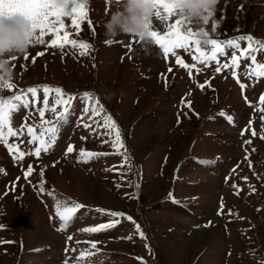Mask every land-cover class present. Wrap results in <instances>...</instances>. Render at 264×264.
I'll list each match as a JSON object with an SVG mask.
<instances>
[{"label":"rangeland","instance_id":"obj_1","mask_svg":"<svg viewBox=\"0 0 264 264\" xmlns=\"http://www.w3.org/2000/svg\"><path fill=\"white\" fill-rule=\"evenodd\" d=\"M72 7L70 2L66 11ZM88 10L94 30L86 28L73 38L92 45L89 56H81V50L71 46L61 51L36 45L31 46L28 60L13 61L15 87L4 89L5 97L49 85L77 97L92 92L105 112L85 128L80 119L83 105L74 102L54 146L40 157L25 154L14 160L16 150L10 154L0 144L4 170L0 173V264H76L80 249L89 246L86 241L97 242L101 249L92 258L94 264H140L137 258L146 264H264V105L260 103L264 77L248 79L253 66L243 58L236 69L240 83L246 85L243 93L233 70L222 68L217 73L215 61L197 64L200 71L193 68L189 76L176 57H165L159 47L147 55L129 36L106 39L102 23L114 10L112 0H88ZM176 19H155L154 30L166 31V23ZM215 24L212 36L225 45L226 55L218 57L223 63L233 52L227 41L236 40L245 50L247 41H239L240 36L264 42V0H220L207 27ZM185 28L193 32L192 26ZM202 50L211 52V48ZM194 53V45L187 52L176 50L189 65L195 63ZM256 55L264 64V49ZM42 106L40 92V103L30 106L27 121L22 119L24 109L13 114L11 127L18 136L9 137V144H19L25 152L37 146L29 143L25 124L40 123L34 109ZM105 113L121 129L133 165L131 174L127 165L121 167L122 157L112 154L110 144L104 142ZM45 119H51L50 114ZM247 140L251 144H245ZM68 145L74 146L72 153H66ZM81 150L107 155L80 163ZM29 166L33 171L25 177ZM128 181L139 188L130 187ZM116 183L122 186L117 189ZM57 200L85 206L64 232L58 231ZM97 209L131 216L147 239H141L135 224L124 218L110 230L83 233L109 222ZM129 235L132 240L122 239Z\"/></svg>","mask_w":264,"mask_h":264},{"label":"snow or ice","instance_id":"obj_2","mask_svg":"<svg viewBox=\"0 0 264 264\" xmlns=\"http://www.w3.org/2000/svg\"><path fill=\"white\" fill-rule=\"evenodd\" d=\"M73 7L71 11H66V8L56 9L52 6V0H0V16L5 13H23L35 22L36 34L32 40V46L42 45L50 49H60L61 51L66 48V46H71L72 48H79L81 50V56H89V50L92 48V45L85 42L84 40L75 39L73 37H79L87 29H93V22L88 19L89 10H88V0H70ZM162 7V11L157 13V18L161 22H167L176 16V10L165 3V0H157ZM210 18L212 17L211 13L209 14ZM159 48L163 51L165 57L169 55L176 57V63L182 68L188 71L189 76L192 75V69L195 68L197 72L200 71V68L196 67L197 64L207 66L208 61H215L216 67L215 71L217 73L221 72V69L233 70V78L237 80V83H240L239 77L237 75L236 69L240 68L241 58L245 60H250L251 65L249 72L246 74L248 79H251L253 75L259 80L261 77H264V64H261L257 60V55L261 49H264V42L256 41L252 36H240L239 41H247V50L241 48V44L236 40L227 41L226 47L233 49L231 54V59L221 63L219 56H225V45H222L218 42L217 39L213 38L211 52L202 50L201 47L197 46L193 42L194 34L192 30L185 28V23L176 19L174 23H166V31H154L153 33ZM45 37H49L48 40ZM109 43H112L109 41ZM195 46V53L192 55V60L195 62L191 65L184 63L176 55L177 49H184L186 52L189 51L190 46ZM255 45V46H254ZM237 51L239 55H237ZM45 53L41 51L39 56H44ZM24 60H28L29 57H23ZM35 63V60L32 61ZM168 71H172L171 68ZM166 81V78H165ZM210 86V85H209ZM15 85L9 83L6 87L7 90L12 91ZM203 89V85H198ZM240 87L243 89L246 85L240 83ZM3 88H0V144H3L9 151L10 154H13L15 149L18 153V156L13 155L15 159H23L25 154L35 155L40 157L41 152L47 153L55 144L56 139L58 138L60 129L67 123L69 116L71 115V108L74 102L79 101L82 105V114L80 116L81 120H84L83 127L90 128L97 116H100L101 113H104V107L100 103L98 98H95V94L92 92H84L79 97L74 94L67 93L61 87H54L49 85H43L40 88L29 87L27 89H22L20 93L5 97L3 95ZM40 92L43 93V106L35 107V111L39 113L41 121L38 125H27L28 136L30 137L29 143L36 144L37 146L34 149H28L27 152L22 150L20 145H11L8 143L9 137L18 136V133L11 127V119L13 114L19 112L21 109L25 110V114L22 117L24 121H27L29 116L32 115L31 111H28L30 106L37 105L40 103ZM31 97L29 99L28 97ZM52 99V105H49V99ZM245 101L247 99L245 97ZM261 105H264V95L260 97ZM187 107L191 109V102L189 101ZM59 109V111H58ZM264 111V108L261 109ZM48 113L51 116V119H45V114ZM221 116H224L227 121L231 124L233 123V118L231 116H226L225 113L221 112ZM86 118V119H85ZM264 119V117H262ZM100 123V121H95ZM179 122V120H178ZM251 124V121L249 122ZM103 127L107 130V139L105 143H109L112 148V154L119 155L122 157L123 163L121 167L127 165L128 173L131 174L133 171V165L131 163V157L129 150L127 149L124 140L122 139V132L116 121L112 118L110 114L105 113L103 116ZM39 128V132L36 129ZM245 129L244 131H246ZM243 135V132L241 133ZM252 135L255 136V131L252 132ZM82 139H84L82 137ZM261 139H264V135L261 136ZM245 144H251V140L244 141ZM74 151L73 145H68L66 153H72ZM255 151V149H252ZM80 159L78 162L87 163L90 160L98 159L101 153H93L90 151L81 150L78 153ZM247 160V156L245 157ZM249 166L251 162L249 161ZM4 170L0 169V173ZM33 169L29 166L28 171L25 173L27 177ZM105 171H113V169H106ZM6 174V173H5ZM121 175H124L123 173ZM44 173H40V192L43 193L46 191L44 187ZM259 178V177H257ZM245 180L247 178L245 177ZM130 187L139 188V184H134L132 181L127 182ZM116 188L119 189L122 185L120 183L115 184ZM234 187H237L234 185ZM253 191L255 189L249 185ZM47 194L52 196V191H48ZM239 191H237V195ZM138 198V197H133ZM169 198H172V194L169 193ZM85 206L77 202L72 201H63L57 200L55 205L56 216L59 218L61 225L58 231H66L68 225H70L74 218L76 217L79 210L83 209ZM221 209H223V203L221 202ZM101 215H107L109 217L108 223H102L95 227H88L83 229V233L89 235L101 233L112 228H115L117 224L121 222L120 218H124L127 221H133L131 216H127L125 213L121 212H105L104 210H96ZM136 232L139 234L141 239H147L145 233L140 229L139 224H135ZM72 237L69 236L68 240H71ZM132 240V236L129 235L126 238ZM78 243H80L78 241ZM89 246L80 249V255L77 258L76 264H94L93 257L97 256L101 249L97 247V242H84ZM149 253H151V248L148 247ZM140 260V264H146V261L143 258H137ZM67 264V262H66Z\"/></svg>","mask_w":264,"mask_h":264},{"label":"clouds","instance_id":"obj_3","mask_svg":"<svg viewBox=\"0 0 264 264\" xmlns=\"http://www.w3.org/2000/svg\"><path fill=\"white\" fill-rule=\"evenodd\" d=\"M220 0H165L176 10L181 22L192 26L193 42L201 48H211L212 34L218 24L209 29L210 13L213 16ZM70 0H52L56 9L68 7ZM114 10L104 19V36L113 40L117 36L134 38L140 51L147 55L154 47H159L153 35L154 20L162 7L157 0H112ZM36 34L35 22L23 13H5L0 16V88L6 89L15 79L13 61L29 55L33 37Z\"/></svg>","mask_w":264,"mask_h":264}]
</instances>
